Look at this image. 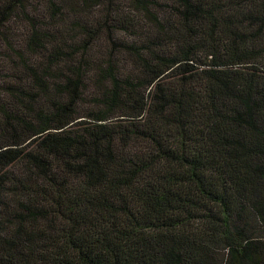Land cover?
Listing matches in <instances>:
<instances>
[{
    "label": "trees",
    "instance_id": "1",
    "mask_svg": "<svg viewBox=\"0 0 264 264\" xmlns=\"http://www.w3.org/2000/svg\"><path fill=\"white\" fill-rule=\"evenodd\" d=\"M0 264H264V0H0Z\"/></svg>",
    "mask_w": 264,
    "mask_h": 264
},
{
    "label": "rangeland",
    "instance_id": "2",
    "mask_svg": "<svg viewBox=\"0 0 264 264\" xmlns=\"http://www.w3.org/2000/svg\"><path fill=\"white\" fill-rule=\"evenodd\" d=\"M12 32H14L15 35H17V36H20V35L25 33L24 28L22 26H18V25L16 27L15 26L12 27Z\"/></svg>",
    "mask_w": 264,
    "mask_h": 264
}]
</instances>
